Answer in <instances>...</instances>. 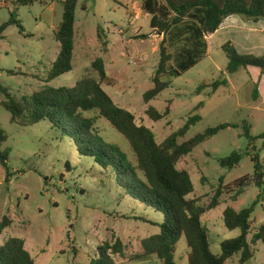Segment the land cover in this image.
Returning <instances> with one entry per match:
<instances>
[{"label": "rangeland", "instance_id": "obj_1", "mask_svg": "<svg viewBox=\"0 0 264 264\" xmlns=\"http://www.w3.org/2000/svg\"><path fill=\"white\" fill-rule=\"evenodd\" d=\"M137 2V8L144 11V0ZM123 4L122 0H79L74 68L49 81V73L60 53L56 29L63 18L61 2L34 0L33 4L22 6L17 0H0V27L13 21L0 39V129L8 135L1 150H10L8 166L0 162V224L5 217L12 222L0 231V249L10 238L23 239L36 264H91L100 255L99 248L116 239L126 246L124 256H114L117 264L153 263L131 262L129 256L140 252L144 239L160 233L164 215L127 195L116 174L102 169L94 159L82 156L74 140L54 129L49 121L20 126L11 122V113L1 105L7 94L25 103L47 87L73 88L86 78L98 79L93 68L98 58L106 62L108 70L112 68L111 61L128 68L123 69L118 79L117 91L113 84L104 85V90L119 104L124 100L125 109L135 115L139 125L154 132L159 144L187 124L189 130L179 139L180 144L221 124L239 125L205 141L178 164L180 170L190 174L195 185V192L189 198L198 199L202 206L211 203L220 185L226 187L219 194L220 205L202 217L210 230L212 252L219 255L222 242L241 234L240 230L230 231L224 224L223 214L228 207L241 211L258 202L251 217L252 232L264 225V187H257L253 181L255 168L251 160V155L259 154L264 166L263 140L251 145L243 129L246 122L252 136L264 133V74L249 67L229 75L228 58L222 46L230 39L211 42L209 54L195 67L179 77L165 78L172 82L170 87L150 106L161 113L169 109V115L154 122L146 115L149 106L143 95L154 87L151 78L159 65L160 45L152 40H134L130 56L123 55L124 45L116 41L120 35L115 25L126 30L127 40L135 34L128 29L127 7ZM143 11L137 34L151 32L149 18ZM251 29L264 37V22L250 24L242 35L250 37ZM186 45L184 42L168 46L174 61ZM249 54L264 57V46ZM224 80L227 84L213 95L211 87L200 90L203 85ZM200 103L203 107L196 109ZM87 116L97 119L95 131L99 136L119 145L136 164V156L123 135L97 112ZM198 117L199 120L192 122ZM235 152L243 154L241 163L233 169L223 168L220 161ZM246 176L252 183L235 198L232 184ZM134 217H144L150 223ZM252 250L255 256L247 264H264V243L252 246ZM189 251L183 237L175 250L177 264H189ZM240 259L241 254H237L227 264H241Z\"/></svg>", "mask_w": 264, "mask_h": 264}, {"label": "trees", "instance_id": "obj_2", "mask_svg": "<svg viewBox=\"0 0 264 264\" xmlns=\"http://www.w3.org/2000/svg\"><path fill=\"white\" fill-rule=\"evenodd\" d=\"M17 1L22 6L34 3V0ZM78 4L79 0L62 2V23L56 31L60 53L49 73V81L71 72L74 68ZM143 9L151 16V29L164 35L160 44L159 65L151 78L154 87L143 95L145 104L149 106L146 115L154 122H160L169 115V109L161 113L150 106L152 101L170 87L172 82L166 81L165 78L179 77L203 59L208 51L205 39L207 35L215 34L231 16H238L245 22H264V0H144ZM12 23L11 19L0 27V39ZM147 37L141 35L137 39ZM184 42L187 45L174 61V55L169 51L170 45ZM222 50L228 58L226 72L229 75L249 67L258 68L264 74V57L241 54L231 42L225 43ZM93 68L98 73V79L86 78L73 88L47 87L34 93L25 103H20L7 94V100L1 105L11 113V122L14 124L33 126L49 121L54 129L74 140L82 156L94 159L102 169L116 174L118 184L126 190L127 195L164 215L160 233L144 239L141 251L131 254L129 261L146 262L156 258L161 264H177L175 250L183 237L190 250L189 264H227L228 260L237 254H241V264L251 261L255 256L252 246L264 243V225L252 232L251 217L258 202L241 211L232 207L224 211L226 228L230 231L240 230L241 234L235 239L222 242L221 253L215 255L211 250L210 230L204 225L202 217L220 205L219 194L226 187L220 185L211 203L202 206L198 199H189L195 192V185L190 174L178 168L180 160L190 155L202 143L223 130L237 129L239 125L221 124L180 144L179 139L189 130L187 124L159 144L150 128L139 125L135 115L116 105L104 90V85L113 84L107 74L104 60L98 58L94 61ZM226 84V80L215 82L211 86H201L200 90L211 87L213 95L220 86ZM254 96H258V89ZM203 105L200 103L196 109H201ZM90 112H97L101 119L107 120L126 138L136 156V164L119 145L105 141L96 133L97 119L88 117ZM196 120H199V117L194 118L192 122ZM243 129L251 145L261 139L264 146V133L259 137L252 136L251 127L246 122H243ZM7 140V133L0 129V162L4 167L8 166L10 150L1 149ZM242 159L243 154L235 152L222 159L220 164L223 168L233 169ZM251 160L255 168L253 181L257 187L262 188L264 166L260 155H251ZM251 183L249 176L234 181L232 192L236 193L235 198L243 194ZM133 219L150 223L144 217ZM11 223V220L5 217L0 224V231L10 227ZM125 248L120 239L111 244L106 243L99 248L100 255L92 260L91 264H117L114 256H124ZM102 251L105 254H102ZM0 264H36V261L27 250L23 239L10 238L0 249Z\"/></svg>", "mask_w": 264, "mask_h": 264}, {"label": "crops", "instance_id": "obj_3", "mask_svg": "<svg viewBox=\"0 0 264 264\" xmlns=\"http://www.w3.org/2000/svg\"><path fill=\"white\" fill-rule=\"evenodd\" d=\"M56 1L61 2V4H62V2L64 0H56ZM122 1L124 3L123 5H125V7H127L126 17L128 20V29H129V31L135 32V34L131 35L129 40H127L125 38L126 30L124 28L119 27L118 25H115V27L119 29L118 34L120 35L119 38L118 37L116 38V41H119L120 43H122L124 45L125 50L123 51V55L130 56V49H131L130 46L133 44L134 40H142V41L143 40L144 41L145 40H148V41L152 40V41H154V43H157L160 45L161 42L164 40V35L158 33L157 31H155L153 29H151V32L148 34H139V33L137 34V29L139 28V27L137 28V26H139L141 24L140 20L135 21V22L133 21L134 9H136L138 7L137 0H122ZM54 3L55 2H53L52 10L54 9ZM97 9H98V4L96 5V10ZM146 15L148 16L149 23H150V19H151L150 15L147 13H146ZM259 23H261V22H259ZM259 23L245 22L242 19H240L238 16L229 17L228 19L225 20V22L221 25L220 29L215 34L207 35L205 37L207 44H208L207 54H209V52H210L211 42H214L216 40L227 39V38L230 39L229 42H231L241 54L249 55V53H251L255 50H259L260 48H262L264 46V37L262 35L256 33V31L254 29L249 30L250 33L248 36H250V37H246L245 35H244L245 36L244 37L242 35V33H243L242 31L247 30L248 26L250 24H252V25L257 24L258 25ZM58 28L56 29V31L58 30ZM100 33L102 35H104L103 31ZM141 35H146L148 37L146 39H137V37L141 36ZM105 65H106V70H107V74H108L109 78L111 80H113L114 91H117L118 79H120L122 77L123 69L128 70V68L119 66L118 61H111V65H112L111 70H108L106 62H105ZM106 86L112 87L109 85H106ZM103 88H104V86H103ZM109 96L114 100L115 104L118 105L119 107L124 108V109H125V107H127V106L122 105L124 100L123 101L121 100L120 104H119L116 101V98L112 94H109ZM149 262H153L152 264H158L157 262H160V260L154 258V259H152V261L150 260V261H147L146 263H149ZM159 264H161V262Z\"/></svg>", "mask_w": 264, "mask_h": 264}, {"label": "built area", "instance_id": "obj_4", "mask_svg": "<svg viewBox=\"0 0 264 264\" xmlns=\"http://www.w3.org/2000/svg\"><path fill=\"white\" fill-rule=\"evenodd\" d=\"M141 13H142V7H140L139 9L138 8L134 9V17H133L134 22L141 19L142 17ZM263 198H264V195H263Z\"/></svg>", "mask_w": 264, "mask_h": 264}]
</instances>
